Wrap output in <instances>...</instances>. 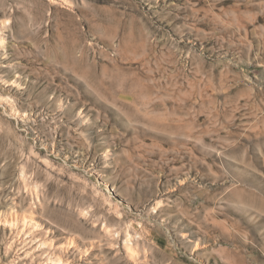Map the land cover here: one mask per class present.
I'll return each instance as SVG.
<instances>
[{
    "label": "rangeland",
    "instance_id": "374dc122",
    "mask_svg": "<svg viewBox=\"0 0 264 264\" xmlns=\"http://www.w3.org/2000/svg\"><path fill=\"white\" fill-rule=\"evenodd\" d=\"M0 38V264H264V0H0Z\"/></svg>",
    "mask_w": 264,
    "mask_h": 264
},
{
    "label": "bare ground",
    "instance_id": "6f19581e",
    "mask_svg": "<svg viewBox=\"0 0 264 264\" xmlns=\"http://www.w3.org/2000/svg\"><path fill=\"white\" fill-rule=\"evenodd\" d=\"M0 44L3 45V39L2 38H0ZM25 209H27V208H25ZM32 211L33 210H24V209L23 210L22 209L17 210V209H15V207H12V210H10L8 212V218L9 219H7L6 215L2 214V213H0V217H2L1 219L5 221L6 225L16 227L17 226L16 224H17V222H19V220H21V221L23 220V222L24 221L28 222V220L29 221L33 220L31 215H30L32 213ZM34 223L36 224V222H34ZM126 250H128V248H126ZM47 263L48 264H74L72 261L68 260V257H63L62 254L61 255L60 254H54L53 257H50V259L47 261Z\"/></svg>",
    "mask_w": 264,
    "mask_h": 264
}]
</instances>
